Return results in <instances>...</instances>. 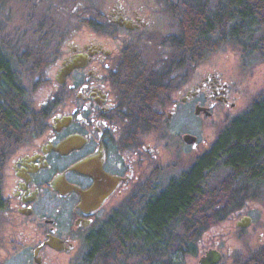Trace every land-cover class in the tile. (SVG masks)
I'll use <instances>...</instances> for the list:
<instances>
[{"label":"flooded vegetation","instance_id":"flooded-vegetation-1","mask_svg":"<svg viewBox=\"0 0 264 264\" xmlns=\"http://www.w3.org/2000/svg\"><path fill=\"white\" fill-rule=\"evenodd\" d=\"M166 7L119 3L92 31L63 36L44 67L42 83L49 85L40 109L45 121L6 163L0 264H85L91 250L94 264H162V246L148 252L145 235L138 233L146 229L148 203L204 158L208 192L224 182L231 146L219 139L228 125L246 116L240 114L247 85L231 82L222 69L197 74L193 60L164 73L172 52L165 37L174 34V29L161 30L169 23ZM75 61L76 67L64 69ZM49 69L53 72L46 75ZM136 73L151 84L138 100L132 91ZM181 113L198 118L200 133L185 128L182 142L165 143L168 123ZM207 128L212 135L203 136ZM187 134L195 141L187 142ZM175 152L178 162L171 158ZM94 185L95 199L81 206L77 188ZM248 195L259 199L252 208L264 216V191ZM245 216L249 224L239 225ZM263 218L256 220L246 201L205 229L201 237L218 230L198 252L200 241L192 240L170 253L168 264L196 254L190 264L204 258L211 264H264Z\"/></svg>","mask_w":264,"mask_h":264},{"label":"trees","instance_id":"trees-1","mask_svg":"<svg viewBox=\"0 0 264 264\" xmlns=\"http://www.w3.org/2000/svg\"><path fill=\"white\" fill-rule=\"evenodd\" d=\"M8 1L0 0V4ZM79 1L92 3L93 0H68L72 4ZM164 2L176 23L174 34L165 37V41L171 43L172 52L166 60L164 73L172 70L168 68L171 65L192 60L197 63L225 44L241 49L245 55L264 54V0ZM87 9L79 8L77 16L89 26L100 24V18H103L100 9L97 8L96 17L91 13L96 12L93 7L88 14ZM54 21L48 16L35 20L29 39L22 34L12 37L0 34V211L6 203L3 182L8 158L46 118L42 115L43 110L34 104L27 80L43 78L44 67L53 56L51 50L58 47L61 41L58 38L64 36L61 29L54 28ZM132 80L136 81L132 83V91L138 100L151 84L144 83L138 73ZM149 89L155 90L154 87ZM240 115L246 116L228 125L219 139L220 144L231 146L225 167L226 178L220 184L222 188L219 185L213 192H208L203 181L207 175V159L204 158L177 182L167 184L161 196L148 203L146 229L138 233L142 237L145 235L143 239L148 242V252L162 246V264L170 262V253L182 250L192 240L197 241L214 221L254 199L249 193L264 191V92L257 95ZM220 193L221 198H217ZM176 224H179L178 228ZM85 264H94L92 250Z\"/></svg>","mask_w":264,"mask_h":264},{"label":"rangeland","instance_id":"rangeland-1","mask_svg":"<svg viewBox=\"0 0 264 264\" xmlns=\"http://www.w3.org/2000/svg\"><path fill=\"white\" fill-rule=\"evenodd\" d=\"M165 0H93L91 2H77V4L69 3L68 0H10L4 5L0 4V24L2 30L0 34L5 37H12V35H25L28 39L30 36V28L32 27L33 23L37 19H41L44 16L50 19L51 17L54 18V22L52 24L55 25L54 28L61 29V33H70L71 35H75L78 33H87L92 31V27L86 24L82 18L77 16L79 12V8H88L86 13L91 12L90 9L93 7L95 11L97 8L104 14L103 18L100 20L107 21V13L113 8L114 5H119V3L125 4H132V5H145L148 8L154 5H164ZM119 2V3H118ZM90 4V5H89ZM2 6V7H1ZM91 7V8H90ZM94 11V10H92ZM161 12V8H160ZM93 16H97L96 12H91ZM162 13V12H161ZM172 15L168 13L166 16V20H169L168 26L161 29L162 32H167L175 28V20H170ZM169 17V19L167 18ZM99 19V18H98ZM101 21V22H102ZM170 27V28H169ZM118 30V29H117ZM123 33H127L128 31L125 29H121ZM60 43L62 42V38ZM57 40V41H58ZM60 43L57 45V48L52 49V46L48 49L55 53L58 52ZM222 69L226 71V75H228L231 82L235 84H243L247 85V100L244 101L243 106L245 110L249 107V103L260 93L264 92V54L263 55H245L244 52L236 48L231 44H225L221 48L212 51L207 57L198 61L196 63V73L200 74V72L204 69ZM53 72V69H49L47 74ZM39 80V81H38ZM27 80L28 89H30L32 99L34 104L37 107H40V104L43 103L45 99H47L48 95V86L49 84L42 83L43 78H38L36 80ZM242 107V106H241ZM237 113V110L235 111ZM237 115V114H235ZM199 120L194 115H176L169 124V129H165V143H180L182 142L180 134L185 128L193 129L194 131H198L197 124ZM222 127V126H221ZM199 132V131H198ZM200 133V132H199ZM203 136H210L212 135V129L207 128L206 131H201ZM181 140V141H180ZM175 161L178 162L179 158L177 152L171 157ZM259 199H251L248 201V208L251 210V215H253L256 220L262 219L263 213L261 210H257L254 207L255 203H258ZM246 206V204H245ZM246 208V207H245ZM247 209V208H246ZM264 219V218H263ZM227 222V221H225ZM227 223H230L228 221ZM233 223V222H231ZM254 229L251 226L248 231L249 233L252 232ZM217 228H212L211 230L207 231L203 237L199 238V243H196V252L201 247V244L205 240L214 239L212 236L215 235L217 232ZM258 239V234L254 235L253 240ZM74 254V253H73ZM72 254H68L67 257L69 258ZM198 257V254L194 255ZM197 257L189 256L187 257L186 261L182 260V264H190L196 259Z\"/></svg>","mask_w":264,"mask_h":264},{"label":"water","instance_id":"water-1","mask_svg":"<svg viewBox=\"0 0 264 264\" xmlns=\"http://www.w3.org/2000/svg\"><path fill=\"white\" fill-rule=\"evenodd\" d=\"M78 64L79 63L77 61L69 63L65 66L64 69L69 71V70L73 69L74 67H76ZM185 140L187 142H192V141H195V138H193V135L190 136L189 134H187V135H185ZM77 191L80 193V195L82 197L81 206H85V205L90 204L95 199V195L97 193V186L94 185L88 190H82L80 188H77ZM249 222H250V217L245 216L241 220L238 221V224L241 226H246L249 224ZM217 260H218V256L214 258L215 262ZM201 263L202 264H211V262L207 261V258H204L201 261Z\"/></svg>","mask_w":264,"mask_h":264}]
</instances>
